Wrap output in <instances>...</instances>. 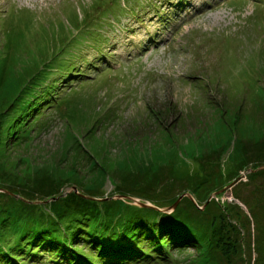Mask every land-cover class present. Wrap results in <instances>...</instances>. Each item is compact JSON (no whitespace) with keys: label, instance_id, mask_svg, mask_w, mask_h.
Here are the masks:
<instances>
[{"label":"rangeland","instance_id":"obj_1","mask_svg":"<svg viewBox=\"0 0 264 264\" xmlns=\"http://www.w3.org/2000/svg\"><path fill=\"white\" fill-rule=\"evenodd\" d=\"M0 244L264 264V0H0Z\"/></svg>","mask_w":264,"mask_h":264},{"label":"trees","instance_id":"obj_2","mask_svg":"<svg viewBox=\"0 0 264 264\" xmlns=\"http://www.w3.org/2000/svg\"><path fill=\"white\" fill-rule=\"evenodd\" d=\"M35 107H37V105L35 106ZM92 231V230H91ZM101 231V230H100ZM102 232V231H101ZM49 237H53L51 234H49ZM93 239H94V237L95 238H100V234H99V232L95 229L94 230V233H93ZM84 238H85V236H84ZM51 245V244H50ZM0 246L1 247H4V248H6V246H4V245H2V244H0ZM72 247H70V249H68V251L67 252H69V253H73L72 252ZM63 250V249H62ZM58 250H55L54 252H57ZM106 252V251H105ZM58 253L59 252H57V255H58ZM7 254V257H0V264H18L17 262H20L21 264H25V263H23V262H21V260L20 261H18L17 260V258H16V256H14V255H12V254H9V253H6ZM75 254V253H74ZM4 256H5V254H4ZM59 258H58V260L57 259H55V258H49V261H51L50 262V264H64V258H62V257H64V256H66V255H64L63 253H59ZM102 256V255H101ZM89 258H91L90 260H89ZM81 260H82V264H91V263H93V261L94 260H97L96 259V257H93V256H91V257H81L80 258ZM69 261H70V263H72V259H70L69 258ZM84 261H88V262H84ZM69 263V264H70ZM28 264V263H27ZM29 264H31V263H29ZM35 264H39V262H36ZM75 264V263H74ZM81 264V263H80Z\"/></svg>","mask_w":264,"mask_h":264}]
</instances>
